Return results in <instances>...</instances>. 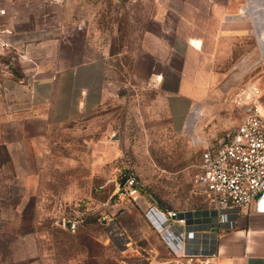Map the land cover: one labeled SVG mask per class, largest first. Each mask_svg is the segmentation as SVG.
Wrapping results in <instances>:
<instances>
[{"label": "rangeland", "instance_id": "374dc122", "mask_svg": "<svg viewBox=\"0 0 264 264\" xmlns=\"http://www.w3.org/2000/svg\"><path fill=\"white\" fill-rule=\"evenodd\" d=\"M249 1L0 0V176L13 171L4 143L20 141L39 203L34 212L10 218L25 232L34 223L44 239L39 245L10 235L1 241L4 256L28 252L36 264H138L135 251H122L106 234L113 222L141 247L158 248L135 203L111 199L124 175L139 184L140 205L207 206L194 183L203 149L233 133L250 90L264 94L254 27L229 21L250 13ZM177 32L199 40L200 50L178 58L170 48ZM95 58H104L106 69L102 102L93 112L55 125L45 110L22 104V87L33 78ZM178 81L199 116L190 121L189 112L175 132L167 95ZM81 219L75 234L59 224Z\"/></svg>", "mask_w": 264, "mask_h": 264}, {"label": "built area", "instance_id": "2783aa9c", "mask_svg": "<svg viewBox=\"0 0 264 264\" xmlns=\"http://www.w3.org/2000/svg\"><path fill=\"white\" fill-rule=\"evenodd\" d=\"M4 14L0 8V16ZM248 99L233 133L201 153L194 183L207 196L206 207L176 211L140 205L141 189L135 178L124 175L118 183L113 202L127 198L135 203L162 244V252L147 250L118 231L113 222L102 221L108 224L109 240L122 251H135L138 264H217L218 233L234 229L242 209L253 201L264 213V94L255 92ZM82 221L59 224L75 234Z\"/></svg>", "mask_w": 264, "mask_h": 264}, {"label": "crops", "instance_id": "0c3cea01", "mask_svg": "<svg viewBox=\"0 0 264 264\" xmlns=\"http://www.w3.org/2000/svg\"><path fill=\"white\" fill-rule=\"evenodd\" d=\"M231 18V25L239 24L238 19L252 23L249 11ZM180 29L182 30L178 26L174 31ZM170 48L178 58H182L200 50L201 42L177 32L172 37ZM105 69V59L95 58L42 73L22 87V104L26 103L32 109L45 110V118L55 125L77 121L101 104ZM183 83L184 81L176 82L167 95V108L175 132L184 128L194 104V99L181 89ZM4 144L13 171L10 177L0 176V202H3L0 206V264H10L14 260L22 264H36V258L28 252L10 259V253L4 256L2 251L1 241L10 238V235L15 237L14 241H32L39 245L44 240L42 236H37V226L34 223L31 224L30 231L25 232L19 229L18 221L10 218L22 216L29 210L34 212L39 202L34 194L35 176L22 143L7 141ZM14 186L18 188L15 189ZM11 199L15 201L10 202ZM157 242L156 251L162 252V244L159 240ZM6 244L10 249V243L5 242ZM217 250V264H264V213L258 210L254 201L242 209L234 229L218 233Z\"/></svg>", "mask_w": 264, "mask_h": 264}, {"label": "bare ground", "instance_id": "6f19581e", "mask_svg": "<svg viewBox=\"0 0 264 264\" xmlns=\"http://www.w3.org/2000/svg\"><path fill=\"white\" fill-rule=\"evenodd\" d=\"M250 14L252 17V23L255 31L256 41L259 47V57L256 63L264 61V0H250L248 2ZM253 33V32H252ZM250 94H254L253 90H250ZM199 107L195 106L189 117L190 121H194L199 116Z\"/></svg>", "mask_w": 264, "mask_h": 264}, {"label": "water", "instance_id": "95a60500", "mask_svg": "<svg viewBox=\"0 0 264 264\" xmlns=\"http://www.w3.org/2000/svg\"><path fill=\"white\" fill-rule=\"evenodd\" d=\"M230 19H233V18H231V17H230ZM112 138H113V139H116L117 137H116L115 135H113V137H112Z\"/></svg>", "mask_w": 264, "mask_h": 264}, {"label": "trees", "instance_id": "16d2710c", "mask_svg": "<svg viewBox=\"0 0 264 264\" xmlns=\"http://www.w3.org/2000/svg\"><path fill=\"white\" fill-rule=\"evenodd\" d=\"M85 219H86V218H85ZM84 221H85V220H84ZM84 221H83V222H84Z\"/></svg>", "mask_w": 264, "mask_h": 264}]
</instances>
